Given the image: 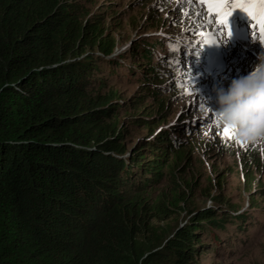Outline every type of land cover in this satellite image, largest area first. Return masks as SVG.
<instances>
[{"label":"trees","instance_id":"16d2710c","mask_svg":"<svg viewBox=\"0 0 264 264\" xmlns=\"http://www.w3.org/2000/svg\"><path fill=\"white\" fill-rule=\"evenodd\" d=\"M76 4L0 0V264H197L206 248L198 239L201 219L177 227L163 254L143 259L140 236L159 199L141 177L148 171L158 183L168 167L161 157L144 168L137 162L143 156L136 157L149 145L174 164L193 158V148L174 137L184 130L167 128L170 123L162 128L166 118L156 122L153 116L166 108L159 92L172 97L181 86L174 76L195 67L185 48L162 36L140 42L139 56L148 61L142 70L121 66L106 18L88 16ZM119 68L153 89L145 97L157 95L151 113L133 117L134 128L152 134L130 158L120 142L127 129L118 125L117 91L102 92L109 78L96 80L106 72L118 78ZM241 159L263 163L258 153ZM130 167L140 170L139 178ZM244 172L250 191L253 178ZM256 191L264 193V186ZM215 210L208 206L198 214L211 219ZM231 210L237 220L245 216Z\"/></svg>","mask_w":264,"mask_h":264},{"label":"rangeland","instance_id":"374dc122","mask_svg":"<svg viewBox=\"0 0 264 264\" xmlns=\"http://www.w3.org/2000/svg\"><path fill=\"white\" fill-rule=\"evenodd\" d=\"M76 3L84 14L90 16L96 13L106 18L107 31L111 32L114 38L113 54L121 55L119 60L121 66H131V69L136 70L138 69L136 67L142 70L148 63L144 57L139 56L141 52L139 46L143 37H167L173 44L179 43L186 48L195 41L196 43L192 45L193 54L201 59L202 55L197 52L195 37L205 32L206 35L201 36L199 42L206 43L211 40V35L216 32L214 29H218L219 26L217 23L215 25L203 23L211 17L205 14L208 10L200 0H76ZM227 10L232 12L230 16L239 15L243 20H247V26L251 27L248 32L245 29L241 31L233 29L230 36L236 38L241 33L247 34L254 30L255 38L246 37L241 44L235 42L239 45L230 48L214 44L213 50L220 56L218 57L220 65L226 66V71L220 73L219 69L217 76L211 77L210 74L202 73L201 81L198 78L199 70L194 72L184 70L174 76L181 85L177 93L167 98L164 92L158 91L159 96L166 101V108L156 118L153 117L156 122L166 118L160 125L162 128H166L168 123L170 125L167 128L174 124L184 128L195 121L200 126L198 132L193 131L188 137L183 135L179 137V141L193 148V158L190 157L182 164H174L172 158H168L169 155H163L149 145L148 151H140L136 156L137 158L143 156V160L137 162L144 168L154 162L149 160L154 158L160 161L161 157L164 160L161 164L168 167L158 183L154 181L156 177L148 171L141 177V180L149 183L147 189L153 191L152 197L159 199L157 209L149 217L151 226H148L140 236L143 259L163 254L165 240L172 237L177 227L201 219L203 228L200 227L202 232L198 239L206 248H201L197 264H264V193L256 191L258 187L264 186V139L241 143L234 138L232 130L226 136L224 127L216 123L214 114L205 106L206 104L211 109L216 108L214 97L207 96L208 92L214 95V85L226 86L231 78L250 72L258 62V54L264 52V43L259 41V17L253 19L242 9L229 7ZM154 13L162 14V18L150 20ZM158 20L164 25H160L158 29L148 28V24H155ZM251 23L253 24L250 25ZM187 54L193 59L192 53ZM138 62L141 65H138ZM105 70L108 71V67ZM119 72L121 74L118 78H111L106 72L99 74L96 80L109 78L102 92L110 88L117 91L116 99L122 103V107L117 111L118 125L127 129L126 137L120 142L126 147L124 156L128 155L130 158L133 157L134 150L150 143L145 141V138L152 134V129L134 128L133 117L151 113L156 105L157 95L145 97V93L152 92L153 89L142 85L143 80L139 75L132 76L129 69L119 68ZM192 76H195L197 81L191 82ZM159 87L165 90L167 86L161 84ZM196 95L204 101V104L200 103L201 109L189 112L191 115L186 117H179V114L187 109V103L195 99ZM248 153H258L263 163L254 160L244 163L241 158ZM128 163L130 164V161ZM246 168L253 178L249 186L250 191L245 189ZM128 172L135 173L137 178L141 173L135 167H130ZM226 202L230 205H226ZM254 202L257 206L253 205ZM208 206L216 210L211 219L204 220L206 217L200 216L198 211ZM232 206L239 209L236 214L245 215L241 220L233 217Z\"/></svg>","mask_w":264,"mask_h":264},{"label":"clouds","instance_id":"9594fccd","mask_svg":"<svg viewBox=\"0 0 264 264\" xmlns=\"http://www.w3.org/2000/svg\"><path fill=\"white\" fill-rule=\"evenodd\" d=\"M257 61L250 72L231 78L226 86H213L215 109L205 104L214 114L216 123L231 129L234 138L241 143L264 139V52L258 54ZM174 126L177 131L184 130L188 136L193 131L198 132L200 127L196 121L186 129ZM185 133L174 137L179 141L180 135L186 137ZM183 144L186 143L180 145Z\"/></svg>","mask_w":264,"mask_h":264},{"label":"snow or ice","instance_id":"6c2138e0","mask_svg":"<svg viewBox=\"0 0 264 264\" xmlns=\"http://www.w3.org/2000/svg\"><path fill=\"white\" fill-rule=\"evenodd\" d=\"M208 10L209 16L213 12L216 13V23L222 25L221 31L227 29V36L231 35L229 28L228 17L231 15V11L227 10L229 7L242 9L247 15L253 19L259 17L260 26V42L264 43V0H200ZM211 23V19L207 21ZM252 38H255V33L252 34ZM226 41V40H225ZM215 41H206L205 44H215ZM228 127H224V134L227 136L230 133Z\"/></svg>","mask_w":264,"mask_h":264},{"label":"bare ground","instance_id":"6f19581e","mask_svg":"<svg viewBox=\"0 0 264 264\" xmlns=\"http://www.w3.org/2000/svg\"><path fill=\"white\" fill-rule=\"evenodd\" d=\"M242 34V33H241ZM243 35H246V34H243Z\"/></svg>","mask_w":264,"mask_h":264}]
</instances>
